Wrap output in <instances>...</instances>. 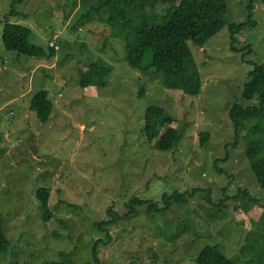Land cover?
<instances>
[{
  "label": "rangeland",
  "instance_id": "1",
  "mask_svg": "<svg viewBox=\"0 0 264 264\" xmlns=\"http://www.w3.org/2000/svg\"><path fill=\"white\" fill-rule=\"evenodd\" d=\"M227 2L229 22H247L249 0ZM93 3L0 0V213L11 241L0 264H51L64 255L67 264H196L206 246L217 244L237 264H264V191L247 158L246 133L236 138L229 116L235 103L259 105L242 92L248 72L264 63V1L255 4L256 26L235 43L253 46L252 53L231 48L229 26L204 47L189 42L202 75L199 96L133 68L124 38ZM12 7L19 16L9 14ZM156 12L166 13L161 6ZM6 15L48 52L53 41L55 56L7 50ZM99 60L114 67L108 85L80 87V72ZM41 90L54 105L45 124L30 108ZM150 106L163 107L173 127L184 128L173 151L148 142ZM201 132L211 133L207 149L198 143ZM43 187L50 190L49 224L37 196ZM175 192L186 202L163 209V196ZM136 197L163 210L138 205L129 215Z\"/></svg>",
  "mask_w": 264,
  "mask_h": 264
},
{
  "label": "trees",
  "instance_id": "2",
  "mask_svg": "<svg viewBox=\"0 0 264 264\" xmlns=\"http://www.w3.org/2000/svg\"><path fill=\"white\" fill-rule=\"evenodd\" d=\"M84 1L86 4L87 1L93 3L92 0ZM94 1L95 4H92L94 11L107 14L106 22L112 26L114 35L124 38L127 62L143 75L161 79L163 85L171 90H181L190 96H199L202 91V75L189 42L198 47H204L212 37L229 26L232 49L244 52V56L246 53L253 52L251 45L237 48L235 43L238 40L237 36L241 35L247 26H256L253 16L255 4L259 0H249L247 5L248 21L240 24L229 22L227 0H180L177 5L175 4L176 0ZM158 6L164 7L166 13H155ZM147 9H151V13L148 14L149 10L147 11ZM9 14L19 16L14 7L9 11ZM32 37L33 32L30 28L18 23H11L6 15L2 40L7 50L38 60L55 56V48H49L48 52L44 47L32 43ZM246 49L247 52H245ZM86 65L88 66L86 70L80 72L78 81L80 87H105L108 85V78L114 71L113 65L104 60L91 61ZM248 75L249 80L243 86V97L247 100L257 98L259 105L244 106L235 103L229 111V116L236 138L242 132L246 133V154L257 181L264 191V63L255 64ZM140 94H144V89L140 91ZM30 108L37 113L42 123H47L54 108L48 91L41 90L35 93L31 99ZM174 122V116L163 107L150 106L145 114L144 125L148 142L154 143V147L162 152L176 149L183 139L185 131L184 128L173 127ZM210 141L211 133L201 132L199 134L198 143L201 148L207 149ZM1 152L2 149H0V154ZM243 194L252 200L247 190H244ZM37 196L44 209L45 224H49L52 218L49 207L50 190L46 187L40 188ZM185 198L184 193L165 194L163 209L168 208L172 201L186 202ZM128 205L130 207L129 215L135 214L138 205H147L149 213L154 210L159 212L163 210L158 208L156 203L137 197L131 200ZM244 207L250 209L248 205ZM98 244L99 242L94 249L96 256ZM10 246L11 241L4 230V218L0 213V254L6 253ZM237 258L227 256L221 245L217 244L206 246L196 258L195 263L237 264ZM68 262V256L64 255L62 261L51 264H67Z\"/></svg>",
  "mask_w": 264,
  "mask_h": 264
},
{
  "label": "bare ground",
  "instance_id": "3",
  "mask_svg": "<svg viewBox=\"0 0 264 264\" xmlns=\"http://www.w3.org/2000/svg\"><path fill=\"white\" fill-rule=\"evenodd\" d=\"M248 21V20H247ZM247 29H248V27H247ZM253 47V46H252ZM232 48V47H231ZM246 55H248V54H246ZM255 104V103H254ZM253 105V104H252ZM242 139V138H241ZM248 158V157H247ZM249 160V159H248Z\"/></svg>",
  "mask_w": 264,
  "mask_h": 264
},
{
  "label": "clouds",
  "instance_id": "4",
  "mask_svg": "<svg viewBox=\"0 0 264 264\" xmlns=\"http://www.w3.org/2000/svg\"><path fill=\"white\" fill-rule=\"evenodd\" d=\"M51 43H53V41H51ZM50 48H54V46L50 47Z\"/></svg>",
  "mask_w": 264,
  "mask_h": 264
},
{
  "label": "built area",
  "instance_id": "5",
  "mask_svg": "<svg viewBox=\"0 0 264 264\" xmlns=\"http://www.w3.org/2000/svg\"><path fill=\"white\" fill-rule=\"evenodd\" d=\"M51 45H52V46H54V44H53V43H52Z\"/></svg>",
  "mask_w": 264,
  "mask_h": 264
}]
</instances>
